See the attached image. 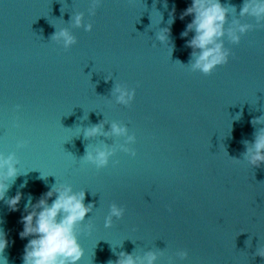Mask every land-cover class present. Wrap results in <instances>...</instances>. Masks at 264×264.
Here are the masks:
<instances>
[{
    "label": "water",
    "instance_id": "95a60500",
    "mask_svg": "<svg viewBox=\"0 0 264 264\" xmlns=\"http://www.w3.org/2000/svg\"><path fill=\"white\" fill-rule=\"evenodd\" d=\"M191 2L102 0L92 15V0H0V154L15 153L21 173L0 200L8 240L0 264H24L32 239L20 235L25 205L55 184L86 191L85 203L95 205L78 226L80 264L150 250L157 264H264L256 254L264 247V166L243 160L251 121L264 115V27L239 16L244 0H221L237 7L228 26L240 19L254 27L238 45L225 37L228 64L193 72L186 44L195 33L181 35L193 17L180 18ZM81 12L91 32L71 23ZM63 28L77 38L69 49L51 39ZM164 28L170 40L161 43ZM116 84L135 89L131 106L116 102ZM102 121L105 131L111 122L128 126L135 157L118 150L102 169L84 161L86 146L124 143L84 136ZM18 193L13 210L6 201ZM112 203L126 212L107 228Z\"/></svg>",
    "mask_w": 264,
    "mask_h": 264
},
{
    "label": "clouds",
    "instance_id": "9594fccd",
    "mask_svg": "<svg viewBox=\"0 0 264 264\" xmlns=\"http://www.w3.org/2000/svg\"><path fill=\"white\" fill-rule=\"evenodd\" d=\"M101 2L102 0H92L90 8L92 15H95V9L100 6ZM236 13L235 5L230 2L227 5L223 4L221 0H192L190 6L183 12L180 17L182 20L188 16L193 17L192 21L187 24L186 30L181 33L182 37L195 33L186 44L192 49L187 65H190L193 72L198 71L204 75H211L218 67L229 63L232 52L225 45V37L232 44L238 45L242 35L247 34L254 27L249 23H241L240 19H234L231 26H228L229 16ZM239 16L254 17L257 24L264 27V0H244ZM84 21L83 12L71 18L74 27H83L86 31L91 32L93 24L85 25ZM51 39L61 43L65 49H69L77 43V38L68 28L57 30ZM156 39L161 43L168 42L170 28H164L157 33ZM113 94L118 104L131 106L136 91L129 89L126 85L116 84ZM17 107L19 108V105ZM251 123L256 128L254 141H244L246 151L243 153V160L252 167H261L264 166V115L253 118ZM106 124L102 121L88 127L85 129L84 136L87 138L101 136L124 138V143L111 145L103 143L102 147H96L93 150H89L86 146V154L82 158L85 162L95 165L97 169L107 167L118 150L130 154L132 157L137 155L135 149L131 147L136 143L137 137L130 134L128 126L111 122L110 129L105 131ZM258 125L261 127H257ZM20 146L23 147L22 144ZM235 160L240 162L242 159ZM18 165L19 161L15 153L8 156L0 154V200H5L12 184L21 175ZM55 185L35 204L29 197L25 205V211L28 214L23 217L24 230L20 235L22 238L32 237V239L29 240L25 248L24 264H80L85 256V249L80 243L78 226L86 221L95 205L85 203L86 191L76 192L72 186L67 184ZM23 186L21 185V187ZM53 197L55 199H52ZM21 198V194L18 193L6 202L13 210H16ZM125 212V207L112 203L109 215L105 220V227L111 228L114 218L122 219ZM92 227L91 224L88 225L89 231ZM7 247L8 240L5 234L0 232V256H3ZM256 254L264 257V247H258ZM177 255L184 260L188 258L189 252L180 250ZM159 258L158 252L151 250L143 257L137 256L134 252L131 254L120 252L118 259L114 262L109 261V264H157ZM5 261L7 264L6 258Z\"/></svg>",
    "mask_w": 264,
    "mask_h": 264
}]
</instances>
